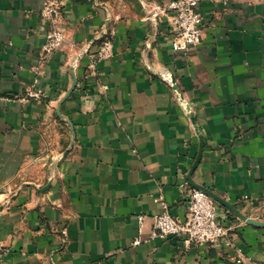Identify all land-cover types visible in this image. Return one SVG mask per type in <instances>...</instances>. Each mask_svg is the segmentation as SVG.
I'll list each match as a JSON object with an SVG mask.
<instances>
[{"label":"crops","instance_id":"0c3cea01","mask_svg":"<svg viewBox=\"0 0 264 264\" xmlns=\"http://www.w3.org/2000/svg\"><path fill=\"white\" fill-rule=\"evenodd\" d=\"M170 1L63 0L66 43L45 56L46 0H0V264H264V0H203L187 57L171 15L147 18ZM35 79L43 101L24 99ZM200 137L191 179L237 211L217 202L232 246L150 240L155 215L187 218Z\"/></svg>","mask_w":264,"mask_h":264},{"label":"built area","instance_id":"2783aa9c","mask_svg":"<svg viewBox=\"0 0 264 264\" xmlns=\"http://www.w3.org/2000/svg\"><path fill=\"white\" fill-rule=\"evenodd\" d=\"M202 1L172 0L168 4L157 5L156 8L148 11L147 18L153 23L155 29L163 17L171 15L172 45L175 51L180 52L185 57L191 55L202 42L203 16L199 8ZM211 1H221L225 5L228 4V0ZM62 2L63 0H46L44 6L43 15L50 21V28L43 45L45 56L59 51L66 43L67 38L62 25ZM83 54H87L91 58L88 70L91 74H95L98 63L111 59L114 55V31L107 29L97 50L91 52L90 49H87ZM155 74L174 90L177 101L185 108L187 114H190L191 110L186 104L171 72L162 69L155 72ZM39 83V79H35L24 99H35L37 101L46 99L47 95L39 86ZM104 88L105 90L108 89L106 86ZM180 187L187 191L186 220L179 221L167 211L155 215L150 240L158 237L164 239L180 237L188 246L217 245L219 243H224L229 247L232 246L231 234L229 228L219 216L217 201L206 192L192 187L187 179L181 182ZM144 218L143 215L138 216L140 234ZM62 235L66 236V230H62ZM141 242L142 238L138 237L134 244L139 245ZM7 252H9L7 249L0 246V261Z\"/></svg>","mask_w":264,"mask_h":264},{"label":"water","instance_id":"95a60500","mask_svg":"<svg viewBox=\"0 0 264 264\" xmlns=\"http://www.w3.org/2000/svg\"><path fill=\"white\" fill-rule=\"evenodd\" d=\"M77 82H78V79H77V77L75 76L73 87L68 91V93L66 94V96L62 99V101H61V103H60V105H59V107H58V110H59L58 112H59V113H60L61 104H62V103L68 98V97H70V95L74 92V90H75V88H76V86H77ZM191 120H192L193 124L196 125V123H197V119H196V117L191 115ZM200 139H201L200 153H199V156H198V158H197V160H196V162H195V164H194L192 170L190 171V173H189V175H188V181H189L190 185H191L192 187L196 188V189H199V190H202V191L206 192L208 195H210L212 198H214L217 202H219V203H221L223 206H225V207L231 209L233 212H237V211H235V209H234L233 207H231V206H230V205H229L224 199H222L221 197H219L218 195H216L214 192L209 191V190L205 189L204 187L199 186V185H196V184L193 183V181H192V179H191V175H192L193 171L195 170V168L197 167V165H198L199 162H200V159H201V153H202V150H203V141H202V138H201V137H200Z\"/></svg>","mask_w":264,"mask_h":264}]
</instances>
